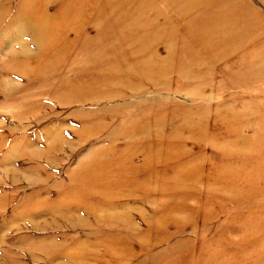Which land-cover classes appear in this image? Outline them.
<instances>
[{
	"label": "rangeland",
	"instance_id": "rangeland-1",
	"mask_svg": "<svg viewBox=\"0 0 264 264\" xmlns=\"http://www.w3.org/2000/svg\"><path fill=\"white\" fill-rule=\"evenodd\" d=\"M223 2L0 0V264H264V0Z\"/></svg>",
	"mask_w": 264,
	"mask_h": 264
},
{
	"label": "bare ground",
	"instance_id": "bare-ground-1",
	"mask_svg": "<svg viewBox=\"0 0 264 264\" xmlns=\"http://www.w3.org/2000/svg\"><path fill=\"white\" fill-rule=\"evenodd\" d=\"M188 1H190V0H188ZM222 1L223 0H221V2ZM229 1L230 0H225V2H227V3H229ZM225 2H223V3H225ZM237 9H236V11H238V12H241L243 10V8H241V7H238ZM19 10L20 11H19V14H18L16 19L21 20V21L24 22V18H27L26 16H24V1H23V3H21V6L19 7ZM227 16L228 15H226V18L225 17H223V18L227 19ZM28 19H29L28 23H30L32 25V33H33V35L35 36V38L41 40V42L39 43V46H37V50L40 52V48L43 46L42 42L43 41L44 42L47 41V40H45L47 37L50 38L51 36H55L56 35L57 26H54V23H52L53 26L48 28L46 24L45 25H40L43 20H41V22L39 24H37L35 22H32V18L31 17L28 18ZM46 19L47 18H45V20ZM236 19H237V17L235 15V20ZM80 26H82V25H80ZM230 26L231 27H235V25L231 24L229 21H227V22L225 21V23H219V25L217 26V29H219V32H224V36H228L227 32L223 31V29H225V28L228 29ZM241 26H243L244 28L245 27L248 28L249 24L247 22H244V24L242 23ZM229 33H231V32H229ZM60 45H61V43L58 44L59 47H60ZM60 48L65 50L66 48L68 49V46L67 45L66 46H61ZM29 54H33V52H29ZM15 57H16L15 59L17 61V65H18L17 69L22 73L24 71V67H25L24 64L27 63V62L22 63V58L24 57V51H22V52H21V50L18 51V54ZM48 63H50V61H48ZM155 66L157 67L158 70L162 69V66L158 67L157 64L151 63L149 59L142 58V59L137 60V62H136V67L138 69L140 68V72L139 73L143 74V75L147 74V71L150 70L152 67L154 68ZM126 67H128V66H114V64L110 63V64H107V66L104 67L103 69L109 71L108 69H112L113 68V72H115V74H121L122 75L123 73H127V68ZM262 69H264V67ZM44 70H46V66H45ZM261 73H263V72H261ZM112 79L113 78L109 79V81H112ZM116 79H118V78H116ZM191 129L193 131V126L192 125H191ZM124 218L128 219L127 217H124ZM124 218H121V220H123Z\"/></svg>",
	"mask_w": 264,
	"mask_h": 264
}]
</instances>
